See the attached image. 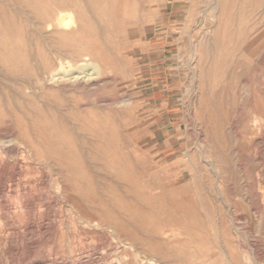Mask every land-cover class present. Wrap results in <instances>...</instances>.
<instances>
[{
  "label": "rangeland",
  "instance_id": "obj_1",
  "mask_svg": "<svg viewBox=\"0 0 264 264\" xmlns=\"http://www.w3.org/2000/svg\"><path fill=\"white\" fill-rule=\"evenodd\" d=\"M0 264H264V0H0Z\"/></svg>",
  "mask_w": 264,
  "mask_h": 264
},
{
  "label": "bare ground",
  "instance_id": "obj_2",
  "mask_svg": "<svg viewBox=\"0 0 264 264\" xmlns=\"http://www.w3.org/2000/svg\"><path fill=\"white\" fill-rule=\"evenodd\" d=\"M66 1V0H65ZM32 5V4H31ZM28 6H30L29 4H28ZM32 8V7H31ZM34 9V8H33ZM34 11V10H33ZM45 12V11H44ZM42 14V13H41ZM37 28V27H36ZM7 31H8V29H7ZM40 31V30H39ZM9 32V31H8ZM7 32V33H8ZM12 32V31H11ZM11 32H10V34H11ZM14 36V35H13ZM3 38V37H2ZM84 38V37H83ZM6 44V43H5ZM83 48V47H82ZM151 211V210H150ZM140 219V218H139ZM165 253V252H164ZM167 258V257H166Z\"/></svg>",
  "mask_w": 264,
  "mask_h": 264
}]
</instances>
